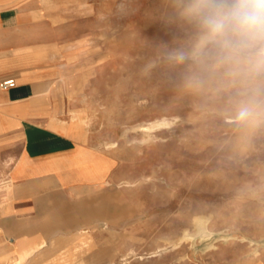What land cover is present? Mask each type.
I'll return each instance as SVG.
<instances>
[{"label": "rangeland", "instance_id": "obj_1", "mask_svg": "<svg viewBox=\"0 0 264 264\" xmlns=\"http://www.w3.org/2000/svg\"><path fill=\"white\" fill-rule=\"evenodd\" d=\"M0 2L38 12L39 42L53 41L70 68L72 133L94 134L111 162L93 149L71 158L69 177L87 184L46 235L8 236L5 264L33 251L23 264L264 263V126L236 125L231 101L243 86L191 92L187 65L163 63L164 46L187 38L169 21L170 0ZM24 172L7 174L5 197Z\"/></svg>", "mask_w": 264, "mask_h": 264}, {"label": "crops", "instance_id": "obj_2", "mask_svg": "<svg viewBox=\"0 0 264 264\" xmlns=\"http://www.w3.org/2000/svg\"><path fill=\"white\" fill-rule=\"evenodd\" d=\"M5 3L0 2V264H5L8 236L46 235V222L61 219L58 209L77 195L72 190L85 187L87 183L69 177L76 176L71 158L93 149L94 155L111 163L94 134L84 141L72 133L71 103L63 95L70 68L57 58L53 41L39 42L38 12L22 9L21 4L3 7ZM33 4L44 10L41 4ZM7 79H14L16 87L2 88ZM25 162L29 166L23 169ZM19 170L25 172L9 181L13 191L7 198V174ZM6 199L11 205L8 210ZM21 223L31 232H21L16 227ZM16 245L17 241L11 246ZM188 262L210 264L198 259Z\"/></svg>", "mask_w": 264, "mask_h": 264}, {"label": "clouds", "instance_id": "obj_3", "mask_svg": "<svg viewBox=\"0 0 264 264\" xmlns=\"http://www.w3.org/2000/svg\"><path fill=\"white\" fill-rule=\"evenodd\" d=\"M169 21L187 38L164 46L163 63L179 69L191 92L243 86L238 127L264 126V0H170Z\"/></svg>", "mask_w": 264, "mask_h": 264}, {"label": "bare ground", "instance_id": "obj_4", "mask_svg": "<svg viewBox=\"0 0 264 264\" xmlns=\"http://www.w3.org/2000/svg\"><path fill=\"white\" fill-rule=\"evenodd\" d=\"M31 1V0H30ZM41 2V1H40ZM32 3H35V1H32ZM31 12V11H30ZM162 123L161 122H156V123H152L151 125H149V126H141V130L142 131H144V132H147V131H151L152 129H154L155 127H157V126H160ZM140 130V131H141ZM27 165H29V162H25V163H23V166L24 167H28ZM108 183V181L106 182V184ZM109 185V184H108ZM103 201V200H102ZM112 205V204H111ZM120 208V207H119ZM110 210V209H109ZM117 222V221H116ZM44 244H47V241H42ZM55 242V239L54 238H51L50 239V243H54ZM43 244V245H44ZM40 248H42V247H44V246H39ZM37 251H33L32 253H30V254H28V253H26V255H22V256H20V258H18L17 260H16V262H14L13 264H23L25 261H26V259L30 256V255H32V256H34L35 255V253H36ZM161 252V250L159 249V248H157L156 250H154V251H152L151 252V254H150V257H158L159 256V253Z\"/></svg>", "mask_w": 264, "mask_h": 264}, {"label": "built area", "instance_id": "obj_5", "mask_svg": "<svg viewBox=\"0 0 264 264\" xmlns=\"http://www.w3.org/2000/svg\"><path fill=\"white\" fill-rule=\"evenodd\" d=\"M1 86L4 89L14 88L16 87V81L14 79H7L2 82Z\"/></svg>", "mask_w": 264, "mask_h": 264}]
</instances>
